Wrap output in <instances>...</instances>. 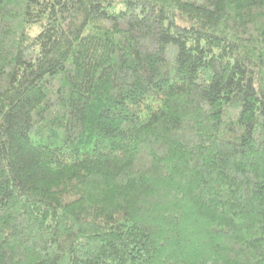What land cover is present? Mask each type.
<instances>
[{
    "label": "trees",
    "instance_id": "trees-1",
    "mask_svg": "<svg viewBox=\"0 0 264 264\" xmlns=\"http://www.w3.org/2000/svg\"><path fill=\"white\" fill-rule=\"evenodd\" d=\"M0 264H264V0H0Z\"/></svg>",
    "mask_w": 264,
    "mask_h": 264
}]
</instances>
